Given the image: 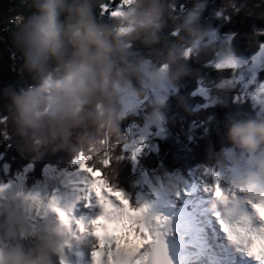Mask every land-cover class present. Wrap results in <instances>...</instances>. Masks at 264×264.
<instances>
[{"label": "snow or ice", "instance_id": "snow-or-ice-1", "mask_svg": "<svg viewBox=\"0 0 264 264\" xmlns=\"http://www.w3.org/2000/svg\"><path fill=\"white\" fill-rule=\"evenodd\" d=\"M132 3L106 0L99 5V14L114 18ZM205 3L197 0L190 10L201 17ZM232 7L239 11L244 5L238 8L233 3ZM180 11L189 12L184 5ZM215 17L222 25L231 23V16L222 9L215 10ZM254 31L264 35V29ZM238 35L210 26L203 42L184 50L185 57L190 58L200 47L219 45L224 51L214 53L206 66L231 73L208 84L199 79L190 97H200L203 102L191 110L214 106L219 101L211 91L227 86L235 91L233 104L250 102L257 109L255 114L264 115V80L258 78L264 73V40L257 51L245 56L235 51L233 41ZM173 95L177 90L162 83L147 99L130 100L123 117H143L149 99L166 104ZM6 121L7 117H0V125ZM163 125L152 126L144 119L142 124L131 121L128 140L122 145L117 142L95 155L93 148L81 150L65 167L47 162L40 169L39 179L30 177L36 167L34 159L21 161L13 169L6 159L7 151H0V224L13 219L22 223L13 240L0 237V247L42 239L44 227L52 225L58 237L53 248L58 264H69L66 249L72 250L73 241L90 246L91 264H264V180L240 188L230 183L248 170L246 155L240 153L235 163L221 166L223 170L198 165L186 175L163 165L145 168L141 159L156 150L155 139L165 133ZM0 136L10 139L6 127L0 128ZM101 144L108 145V139ZM117 147L121 149L119 155H115ZM113 160L130 165V174L123 180L119 170L112 168L111 175L105 171ZM30 178L33 182L29 185ZM97 205L102 211L95 218L74 215L81 206L90 209ZM98 229L103 230L102 236ZM132 232L138 243L129 240ZM49 264H53L52 259Z\"/></svg>", "mask_w": 264, "mask_h": 264}, {"label": "clouds", "instance_id": "clouds-1", "mask_svg": "<svg viewBox=\"0 0 264 264\" xmlns=\"http://www.w3.org/2000/svg\"><path fill=\"white\" fill-rule=\"evenodd\" d=\"M98 3L101 0H32L34 11L17 25L13 41L36 86L8 84L0 90V99L21 149L37 155L46 150L75 155L90 148L103 151L109 146L101 141L109 137L124 143L125 105L147 99L162 83L177 90L174 98L188 112L179 88L192 72L184 50L206 38L200 15L189 10L176 17L169 0H133L119 16L101 21L94 13ZM259 15L264 18V12ZM169 21L177 33L174 39L164 35ZM136 44L148 54L137 51ZM207 50L224 51L208 45L196 54ZM230 90L220 89L225 95ZM143 119L152 126L170 122L167 103L149 99ZM224 127L228 147L219 152L213 148V159L228 164L240 153L248 158V170L230 183L240 188L264 180V115L229 113ZM21 228L19 219L0 224V237L13 240ZM41 236L0 247V264H49L58 237L52 225H46Z\"/></svg>", "mask_w": 264, "mask_h": 264}, {"label": "trees", "instance_id": "trees-1", "mask_svg": "<svg viewBox=\"0 0 264 264\" xmlns=\"http://www.w3.org/2000/svg\"><path fill=\"white\" fill-rule=\"evenodd\" d=\"M106 0H101L105 3ZM118 2V0H115ZM172 5V14L176 17H182L186 12H181V5L185 6L186 10H190L197 0H169ZM205 10L200 17V24L208 29L210 26L217 28L221 33L234 31L239 33L233 41L235 51L241 55L250 56L258 50V44L264 40V35H258L254 29H264V18H260V13L264 12V0H205ZM235 3L239 8L244 5L239 11L232 7ZM99 3L94 8V13L101 21H110L112 18L101 17L99 12ZM175 5V10H173ZM222 9L231 16V23L222 25L215 17V10ZM34 11L32 0H0V90L8 84L17 88L36 86L35 81L27 70L23 69V60L13 41V33L17 25L23 17L31 15ZM174 31L172 22L169 21L168 27L164 30V35L174 39L170 33ZM135 48L141 54L147 55V50L142 45L136 44ZM214 56L211 50L202 51L199 54H193L188 58L192 72L180 81L179 95L187 101L188 112L177 104L175 95L170 96L167 102L168 115L171 117L170 122L164 123L165 133L163 138H156V150L151 151L141 159V164L148 169L156 168L158 165H163L169 171L180 170L185 175L192 170L195 165H204L207 167H216L223 170L221 166H227V163L220 164L212 157V150L219 152L221 148H227V142L224 139V122L229 113L241 112L255 114L256 109L251 107L250 102L243 105H235L232 103V97L235 91L231 89L226 95L220 91L213 89L211 95L218 101L214 106L207 109L191 110L195 105L202 103L200 97L191 98L190 93L197 86V81L204 79L205 84L210 81H218L221 77H230V70L218 71L207 67L208 61ZM259 79L264 80V73L259 74ZM0 117H7L5 124L0 125V128L6 127L10 139H4L0 136V151H7L6 159L12 162L13 169L21 161L35 160V170L30 174V177L36 179L40 174V169L47 162L58 163L62 162V167L67 166L74 155L66 151H51L46 150L42 154L37 155L34 152L23 150L19 147V139L14 135L13 129L8 120V112L4 106L3 99H0ZM143 123V117L129 116L125 117L121 124L122 134L128 137L127 128L131 121ZM191 137V138H189ZM204 138V139H203ZM206 140V141H205ZM118 141L115 137L108 138V146L116 144ZM198 145L195 149L196 144ZM10 145V148H6ZM204 148L206 150L204 151ZM120 147L115 150V155L120 154ZM202 151V155L199 154ZM95 151L93 154L95 155ZM102 153V151H101ZM15 157V160L12 158ZM112 168L119 170L120 179L123 180L130 174V165L127 161H122L119 164L113 160L109 169H105L111 173ZM33 181L30 178L27 183Z\"/></svg>", "mask_w": 264, "mask_h": 264}, {"label": "rangeland", "instance_id": "rangeland-1", "mask_svg": "<svg viewBox=\"0 0 264 264\" xmlns=\"http://www.w3.org/2000/svg\"><path fill=\"white\" fill-rule=\"evenodd\" d=\"M238 54H240V53H238ZM258 78H259V76H258ZM261 80V79H260ZM147 106H148V104H147ZM256 111H257V109H256ZM143 121V120H142ZM204 139V138H203ZM206 141V140H205ZM198 145H203L202 143H199V144H196L195 146H194V149L198 146ZM206 150V148H204V151ZM62 152H63V150H62ZM151 152V151H150ZM150 152H148V153H150ZM199 154L200 155H202V151H199ZM58 164H62V162H58ZM61 167H62V165H60ZM197 168V165H195L193 168H192V170H195ZM191 170V171H192ZM37 178L39 179V178H41V171H40V174L37 176ZM29 184V183H28ZM30 185V184H29ZM88 210L86 209V211H84L82 214H80V215H86V214H88ZM90 213V212H89ZM91 214V213H90ZM80 215H78L77 217H80ZM92 217H93V215H92ZM118 234V233H117ZM119 235V234H118ZM130 239L131 240H134L135 239V237H134V235H133V232L132 233H130ZM137 240V239H136ZM134 242H135V240H134Z\"/></svg>", "mask_w": 264, "mask_h": 264}, {"label": "bare ground", "instance_id": "bare-ground-1", "mask_svg": "<svg viewBox=\"0 0 264 264\" xmlns=\"http://www.w3.org/2000/svg\"><path fill=\"white\" fill-rule=\"evenodd\" d=\"M81 247H82V249H83V248L86 249V248L89 247V245H87L86 243H82V246H81ZM75 255H76V253H75ZM250 264H254V262H250Z\"/></svg>", "mask_w": 264, "mask_h": 264}]
</instances>
